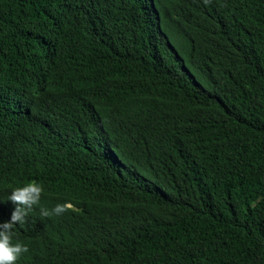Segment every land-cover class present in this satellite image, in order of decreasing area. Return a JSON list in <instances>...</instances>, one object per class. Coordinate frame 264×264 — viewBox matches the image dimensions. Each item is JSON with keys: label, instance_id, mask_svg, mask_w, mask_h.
I'll use <instances>...</instances> for the list:
<instances>
[{"label": "trees", "instance_id": "trees-1", "mask_svg": "<svg viewBox=\"0 0 264 264\" xmlns=\"http://www.w3.org/2000/svg\"><path fill=\"white\" fill-rule=\"evenodd\" d=\"M33 181L16 264H264V0H0V222Z\"/></svg>", "mask_w": 264, "mask_h": 264}, {"label": "clouds", "instance_id": "clouds-1", "mask_svg": "<svg viewBox=\"0 0 264 264\" xmlns=\"http://www.w3.org/2000/svg\"><path fill=\"white\" fill-rule=\"evenodd\" d=\"M207 2L208 0H205V3ZM42 193H44L43 187L33 181L13 189L9 195L8 200L16 207L13 212L5 207V218L0 222V264H16L21 255L28 252L26 245L14 243V229L17 224H25L29 220L35 212L32 208L39 204ZM73 207L70 202L57 204L51 211L42 209L41 215L44 217L61 215Z\"/></svg>", "mask_w": 264, "mask_h": 264}, {"label": "bare ground", "instance_id": "bare-ground-1", "mask_svg": "<svg viewBox=\"0 0 264 264\" xmlns=\"http://www.w3.org/2000/svg\"><path fill=\"white\" fill-rule=\"evenodd\" d=\"M111 118H113V116L111 117ZM108 123V122H107ZM100 124V123H99ZM140 177V176H139Z\"/></svg>", "mask_w": 264, "mask_h": 264}]
</instances>
